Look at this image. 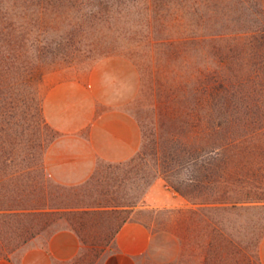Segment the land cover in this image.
Instances as JSON below:
<instances>
[{"label": "rangeland", "instance_id": "1", "mask_svg": "<svg viewBox=\"0 0 264 264\" xmlns=\"http://www.w3.org/2000/svg\"><path fill=\"white\" fill-rule=\"evenodd\" d=\"M94 101L137 119L139 151L50 176L45 151L68 165ZM154 142L161 156L189 145L185 159L223 146V178L187 180L200 174L193 165L165 172L139 157ZM164 175L187 205L142 207ZM226 198L242 201L215 202ZM128 219L153 234L141 264H263L264 0H0V258L70 228L78 251L51 264H102Z\"/></svg>", "mask_w": 264, "mask_h": 264}, {"label": "crops", "instance_id": "2", "mask_svg": "<svg viewBox=\"0 0 264 264\" xmlns=\"http://www.w3.org/2000/svg\"><path fill=\"white\" fill-rule=\"evenodd\" d=\"M95 101L91 103V116L74 131H85L82 136V149H74L68 165L52 163L50 159L54 147L45 151V168L53 176L59 166L80 168L85 172H92L100 160L108 162L125 161L137 154L141 145V130L137 119L130 113L119 110L96 111ZM51 125L59 130H65L52 117L48 116ZM69 152V151H68ZM187 205V199L173 189L163 177L155 178L149 185L145 196L144 208H179ZM37 234L22 244L18 252V260L14 258H0V264H51L53 253H74L78 251L80 240L77 232L70 228L49 232L46 243L39 242ZM65 239V243H60ZM153 234L147 223L138 219H128L117 228L113 247L103 259L102 264H141L143 258L151 253ZM71 246V247H70ZM261 260L264 264V235L260 240Z\"/></svg>", "mask_w": 264, "mask_h": 264}, {"label": "trees", "instance_id": "3", "mask_svg": "<svg viewBox=\"0 0 264 264\" xmlns=\"http://www.w3.org/2000/svg\"><path fill=\"white\" fill-rule=\"evenodd\" d=\"M195 148L196 155L187 157L188 159L183 158L184 155L181 153L178 154V151L183 152H190L192 147H189V145L181 144L180 147H171L170 145H165L163 154L161 156V152L158 147V143L154 142V146L150 148V150H143L139 157H147L150 155L152 158L155 159V163L157 165H161L165 172H170L172 169L177 167L178 165H182L185 167H188V165L195 166L200 174L197 175V177H189L187 180H193L197 179L198 181L205 182L208 181L210 183L212 182H218L220 181L223 176L221 174H216L220 170L219 168H225V163L227 164V161L223 158L222 155V149L223 146H215V145H198ZM183 158V159H181ZM136 158H132L131 161H134ZM160 162V163H159ZM154 163V164H155ZM216 174V175H215ZM164 179L169 182L170 186L173 187L177 192L184 195V193L181 191L180 187L174 185L170 182L168 175H164ZM152 182H149L148 185H150ZM242 200H233L228 201L226 199H220L218 201H215L216 203H225V202H232L236 203Z\"/></svg>", "mask_w": 264, "mask_h": 264}]
</instances>
